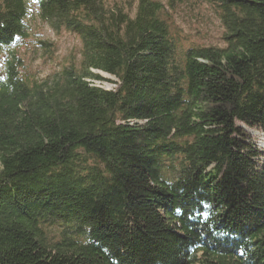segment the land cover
I'll use <instances>...</instances> for the list:
<instances>
[{"label": "trees", "instance_id": "trees-1", "mask_svg": "<svg viewBox=\"0 0 264 264\" xmlns=\"http://www.w3.org/2000/svg\"><path fill=\"white\" fill-rule=\"evenodd\" d=\"M36 1L0 0V264H264V0H204L209 44L158 0ZM28 18L79 57L27 69Z\"/></svg>", "mask_w": 264, "mask_h": 264}, {"label": "rangeland", "instance_id": "rangeland-1", "mask_svg": "<svg viewBox=\"0 0 264 264\" xmlns=\"http://www.w3.org/2000/svg\"><path fill=\"white\" fill-rule=\"evenodd\" d=\"M109 4L120 5L135 12L140 0H106ZM160 1L165 10L174 13L177 25L183 32L198 41L199 43H218L223 36V29L220 26L219 18L211 4L204 0H181L176 4L169 5V0ZM189 2V4L185 3ZM29 12L37 14L38 6L34 1L29 5ZM29 35L19 42L18 54L23 58L25 67L38 76H45L50 72L60 69L63 63L69 58L72 60L80 55L81 42L76 34L67 30L56 33L45 22L39 18H28ZM45 39L53 48L52 52H46L48 46L42 47L41 41ZM3 52H0V58ZM105 76L112 78L109 74ZM105 87H112L109 81H97ZM253 137L256 136L258 142L264 149V138H260L263 133L253 129ZM166 177L169 178L167 172Z\"/></svg>", "mask_w": 264, "mask_h": 264}, {"label": "clouds", "instance_id": "clouds-1", "mask_svg": "<svg viewBox=\"0 0 264 264\" xmlns=\"http://www.w3.org/2000/svg\"><path fill=\"white\" fill-rule=\"evenodd\" d=\"M260 138H264V134Z\"/></svg>", "mask_w": 264, "mask_h": 264}]
</instances>
